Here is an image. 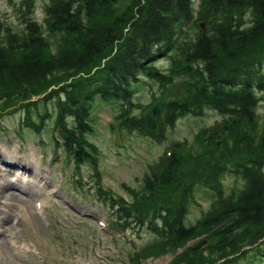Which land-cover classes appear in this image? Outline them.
Masks as SVG:
<instances>
[{"label":"rangeland","instance_id":"374dc122","mask_svg":"<svg viewBox=\"0 0 264 264\" xmlns=\"http://www.w3.org/2000/svg\"><path fill=\"white\" fill-rule=\"evenodd\" d=\"M83 1L70 0L74 6ZM199 1L194 0L195 12L200 9ZM51 3L0 0V45H7L10 35L22 40L28 24L35 23L47 38L50 52L56 53L62 33L47 29ZM128 3L115 0L112 9L121 12ZM229 12L218 18L245 26L251 17L248 9ZM206 27L204 20L187 24L175 47L155 61L162 81L140 80L132 86L134 101L129 117L142 125L154 119L155 136L125 128L118 106L94 103L90 116L93 133L88 136L97 153L94 166L75 169L64 164L61 150L55 149L52 130H48L56 98L44 97L100 68L75 77L59 74L45 91L32 87L30 99L8 106L0 103V155L13 153L17 164L26 162V157L35 168L20 180L13 175L21 173L17 168L7 169L0 161V175L7 181L22 190L34 184L33 191L9 188L0 198V209L14 219L13 226L8 223V233H3L10 246L9 253L0 246L1 264H264V238L251 247L245 246V239L238 240L243 248L235 254L220 241L222 224L204 227L219 209L236 201L242 181L233 175L235 167L253 161L264 164V94L255 92L258 101L251 124L196 101L201 77L205 85L206 75L200 62H184L182 50ZM108 59H101L100 66ZM259 71L264 76V65ZM173 102L181 106L187 102L188 108L184 105L185 111L176 108L174 113L168 112L167 104ZM25 113L32 124L38 123L39 115L47 114L38 133L25 127ZM172 152L183 163L190 159L194 166L197 162L194 172L187 167L179 180L167 185L163 196L152 199L150 190L155 186L148 184V189L145 181H152L151 174L160 168L162 157ZM8 193L11 198L5 196ZM111 197L137 205L122 220V216L112 215ZM27 207L36 213L31 221L24 214ZM177 208L182 209L184 225L194 227L197 236L175 246L153 234L152 228L161 224V218L171 221ZM27 250L31 256L25 255Z\"/></svg>","mask_w":264,"mask_h":264},{"label":"trees","instance_id":"16d2710c","mask_svg":"<svg viewBox=\"0 0 264 264\" xmlns=\"http://www.w3.org/2000/svg\"><path fill=\"white\" fill-rule=\"evenodd\" d=\"M114 2L84 0L74 6L70 0H52L47 29L62 33L56 53L50 52L47 38L35 23L28 24L22 40L10 35L7 45H0L2 106L30 99L32 87L45 91L59 74L75 77L90 68H100L44 97L56 98L48 130H52L55 149L61 150L64 164L70 163L75 169L96 164L97 153L88 139L93 133L90 116L96 102L118 106L125 128L155 136L154 119L142 125L129 117L134 101L132 86L140 80H163L155 61L175 47L183 27L194 21L204 20L207 26L182 50L184 62H200L206 75L205 85L201 77L196 101L220 114L235 115L239 121L254 122L255 92L264 94V76L259 71L264 65V0H200L197 12L194 0H129L121 12L112 9ZM245 9L251 13L245 26L218 18L225 11ZM106 57L109 59L100 66ZM184 105L187 102L183 106L169 103L168 112L174 113L176 108L185 111ZM46 116L39 115L38 123L32 124L25 113V127L38 133ZM194 166L190 159L183 163L174 152L164 155L160 168L151 174L152 181H145L146 186H155L150 190L151 198L163 196L167 185L179 180L187 167L193 174ZM232 172L242 181L236 201L219 209L204 227L222 224L220 241L237 254L243 248L238 240L245 239V246L251 247L264 238V164L253 161ZM135 205L110 198L113 217L118 214L122 220ZM181 211L177 208L171 221L161 218L152 233L175 246L195 238L196 229L184 225Z\"/></svg>","mask_w":264,"mask_h":264},{"label":"bare ground","instance_id":"6f19581e","mask_svg":"<svg viewBox=\"0 0 264 264\" xmlns=\"http://www.w3.org/2000/svg\"><path fill=\"white\" fill-rule=\"evenodd\" d=\"M12 155H13V153H12ZM12 155L5 154V153L1 154L0 155V161L2 162V164L4 166H6L7 169L17 168L21 173H19V175H17V174H13V175L18 177L20 180H24V175H26L28 173L29 174L32 173L33 170L35 169L33 167V162H32V160L28 161V158L25 157L26 162L21 163V164H19V163L17 164V162L14 161ZM18 178L16 179V181L19 180ZM17 185H16V183H14L12 181H7L5 176L0 175V198H1L2 194L6 193L9 188H14V189L16 187L19 188ZM32 186H34V184L31 185V188L29 190H27V189L22 190L20 188H19V190H22L24 193H27V192L33 191V190H31ZM35 190H38V187H36ZM9 194L12 195L11 193H8L5 196H8L9 198H11ZM24 214H25V217L29 221H31L33 219V217L36 216L35 212L33 213V212H30V210H28V207L24 210ZM18 221H20V218H18ZM18 221L16 220L15 225H17ZM9 222L12 226L14 225V219L9 218L8 211L0 209V246H1V250L2 249L4 250L6 248L8 249L10 246L9 243L7 244L6 242H4L5 240L8 241L9 237L4 240V236H3L4 232L8 233L7 227L9 226L8 225ZM17 240L18 239L15 240V243H18ZM8 253H9V249H8ZM26 254L31 256V253L28 250L25 251V255ZM0 264H1V260H0ZM69 264H71V263H69Z\"/></svg>","mask_w":264,"mask_h":264}]
</instances>
